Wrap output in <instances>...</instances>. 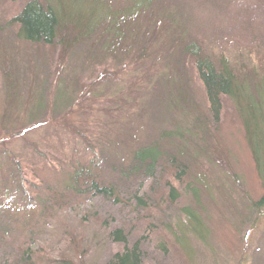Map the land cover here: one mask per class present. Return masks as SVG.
<instances>
[{
	"label": "rangeland",
	"instance_id": "374dc122",
	"mask_svg": "<svg viewBox=\"0 0 264 264\" xmlns=\"http://www.w3.org/2000/svg\"><path fill=\"white\" fill-rule=\"evenodd\" d=\"M41 1L60 17L52 45L20 39L22 1L0 0V232L13 251L0 243V262L25 263L26 248L31 264H105L125 248L119 228L141 264H264L263 178L242 116L223 98L212 123L194 63L226 62L257 102L264 0ZM148 146L159 168L140 186L121 172ZM80 166L119 183L117 203L54 201Z\"/></svg>",
	"mask_w": 264,
	"mask_h": 264
},
{
	"label": "trees",
	"instance_id": "16d2710c",
	"mask_svg": "<svg viewBox=\"0 0 264 264\" xmlns=\"http://www.w3.org/2000/svg\"><path fill=\"white\" fill-rule=\"evenodd\" d=\"M20 8L18 13L12 18L13 22L18 27L19 38L27 43H35L40 45H52L57 31L60 29V17L57 10L49 3H44L41 0H20ZM156 2L157 0H152ZM189 51V49L187 50ZM194 53L193 51H189ZM195 56V55H193ZM195 70L198 78L204 87L206 100L208 104V113L215 125L219 122L220 113L222 111L221 99L228 98L233 103H236L240 115L242 116V124L249 144L251 155L253 157L256 170L262 176L263 193L259 201L254 203L257 209L264 208V92L262 91L261 98L256 102L247 92L244 91V86L239 82V75L234 74L229 70L228 64L222 61L217 66L212 61L206 58H196ZM159 151L156 146L142 147L133 152L131 157V164L126 171L120 172L131 180L140 181V186L143 185L144 179H154L159 168ZM172 159L174 163L173 177L174 180H180L183 177L184 170H182V161ZM91 166H96L95 160H91ZM180 164L181 166H178ZM181 168V169H179ZM119 183L114 181L106 183L100 174H93L87 167H78L73 170L71 176L66 184V194L61 196H54V201H61L64 196L71 200L74 198H91L105 199L106 201L116 202L120 198L118 193ZM171 198H174V188L168 185ZM142 197L133 196L137 207H144L145 202ZM63 202V201H62ZM117 203V202H116ZM0 232V243L9 249L7 252H13L10 245L12 240L3 239L4 236ZM113 242L120 243L125 246L122 252H118L110 258L105 264H141L142 255L140 254L139 244L134 243L132 246L126 245L127 236L119 228H115L110 233ZM2 236V237H1ZM0 244V245H1ZM21 255L29 256L25 263H30V250L19 249ZM7 254V253H6ZM3 251L0 252V261L2 257L7 256ZM19 254V253H18ZM7 262V261H5ZM4 262V264H5ZM3 264V262H0ZM7 264V263H6Z\"/></svg>",
	"mask_w": 264,
	"mask_h": 264
}]
</instances>
